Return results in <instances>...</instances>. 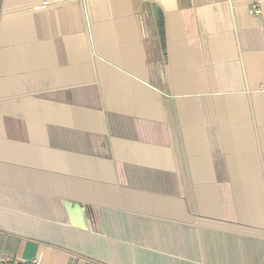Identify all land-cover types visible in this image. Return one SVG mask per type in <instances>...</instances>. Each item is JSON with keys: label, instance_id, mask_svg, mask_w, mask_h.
Returning a JSON list of instances; mask_svg holds the SVG:
<instances>
[{"label": "crops", "instance_id": "crops-1", "mask_svg": "<svg viewBox=\"0 0 264 264\" xmlns=\"http://www.w3.org/2000/svg\"><path fill=\"white\" fill-rule=\"evenodd\" d=\"M25 261L264 264V0H0V264Z\"/></svg>", "mask_w": 264, "mask_h": 264}, {"label": "trees", "instance_id": "trees-1", "mask_svg": "<svg viewBox=\"0 0 264 264\" xmlns=\"http://www.w3.org/2000/svg\"><path fill=\"white\" fill-rule=\"evenodd\" d=\"M158 22H159V31L161 38L164 40V26H163V18L161 12L158 13ZM6 264H37L36 262L32 261H25V262H18V263H6Z\"/></svg>", "mask_w": 264, "mask_h": 264}]
</instances>
